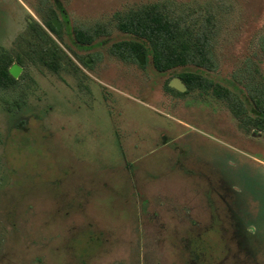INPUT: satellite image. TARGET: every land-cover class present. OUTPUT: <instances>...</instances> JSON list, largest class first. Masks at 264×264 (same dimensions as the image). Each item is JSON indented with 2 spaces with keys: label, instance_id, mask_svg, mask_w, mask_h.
Wrapping results in <instances>:
<instances>
[{
  "label": "rangeland",
  "instance_id": "1",
  "mask_svg": "<svg viewBox=\"0 0 264 264\" xmlns=\"http://www.w3.org/2000/svg\"><path fill=\"white\" fill-rule=\"evenodd\" d=\"M42 2L0 0V51L22 53L30 19L67 56L30 61L22 87L0 91V264H264V131L212 90L168 88L202 71L255 103L264 0ZM153 2L215 17V69L159 73L111 52L127 37L115 15ZM58 4L61 39L46 24ZM68 25L110 35L80 46Z\"/></svg>",
  "mask_w": 264,
  "mask_h": 264
},
{
  "label": "trees",
  "instance_id": "2",
  "mask_svg": "<svg viewBox=\"0 0 264 264\" xmlns=\"http://www.w3.org/2000/svg\"><path fill=\"white\" fill-rule=\"evenodd\" d=\"M46 3L48 0H43L42 4ZM59 6L58 4V8L47 7L46 13L51 18L46 20V24L61 39L64 29H58L53 23L54 17L58 15L57 9H63ZM193 16L191 14L187 19V16L173 11L169 4L159 2L141 5L125 13L119 12L115 15L117 28L127 37L114 43L111 52L122 60L139 64L142 68H146L151 62L159 73L190 64L201 69H215L211 42L217 29L215 17L206 16V21L199 22L193 21ZM29 24L31 34L29 39H25L26 46H21L22 53H17L15 56L11 51H0V91L17 90L22 87V81L27 75L26 69L19 77H15L10 72L11 66L16 61L23 67L30 61L52 66L51 59L52 62H61V59L67 57L46 29L36 22H31L30 19ZM67 27L72 31L75 43L80 46L92 45L102 35H110V31L101 25L95 27L68 25ZM78 57L87 66L94 61L92 56L87 58L78 55ZM178 76L187 86V92L200 89L203 93H209L212 90L218 98L228 100L233 112L245 126L255 125L259 130L264 131V88L255 87L250 90L255 103L246 100L243 103L230 89L208 81L202 71H183ZM168 88L181 94L186 93L177 90L170 83ZM256 95L258 98L255 97ZM245 104H249V107L247 108ZM251 110H257V116L251 115Z\"/></svg>",
  "mask_w": 264,
  "mask_h": 264
},
{
  "label": "water",
  "instance_id": "3",
  "mask_svg": "<svg viewBox=\"0 0 264 264\" xmlns=\"http://www.w3.org/2000/svg\"><path fill=\"white\" fill-rule=\"evenodd\" d=\"M53 23L57 26L58 29L61 28V23H60V19L56 16L53 19ZM22 71V67L18 64L15 63L11 66L10 68V72L15 76V77H19L20 73ZM171 85L176 87L177 89L181 90V91H185L186 90V85L185 83L182 81L181 78L176 77L172 82Z\"/></svg>",
  "mask_w": 264,
  "mask_h": 264
},
{
  "label": "flooded vegetation",
  "instance_id": "4",
  "mask_svg": "<svg viewBox=\"0 0 264 264\" xmlns=\"http://www.w3.org/2000/svg\"><path fill=\"white\" fill-rule=\"evenodd\" d=\"M179 90V89H178ZM186 90H187V87H186ZM185 90V91H186ZM181 91V90H180ZM184 92V91H183ZM225 192L223 193L225 198H227L226 196H228V190H224ZM222 195V194H221ZM223 196V195H222ZM231 198L233 199V201L236 203L235 205H238V201L235 199V196H231ZM229 206L231 207V205L229 204ZM232 208V207H231Z\"/></svg>",
  "mask_w": 264,
  "mask_h": 264
}]
</instances>
